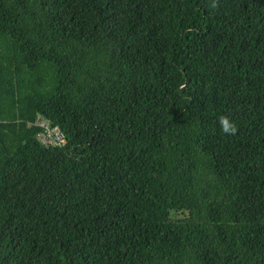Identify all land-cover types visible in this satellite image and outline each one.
Instances as JSON below:
<instances>
[{"label":"trees","instance_id":"1","mask_svg":"<svg viewBox=\"0 0 264 264\" xmlns=\"http://www.w3.org/2000/svg\"><path fill=\"white\" fill-rule=\"evenodd\" d=\"M0 264H264V0H0Z\"/></svg>","mask_w":264,"mask_h":264},{"label":"built area","instance_id":"2","mask_svg":"<svg viewBox=\"0 0 264 264\" xmlns=\"http://www.w3.org/2000/svg\"><path fill=\"white\" fill-rule=\"evenodd\" d=\"M36 125L42 129L41 133L38 134V140L44 145H58L64 141L62 133L58 132V129L52 127L49 120L42 118L39 119Z\"/></svg>","mask_w":264,"mask_h":264},{"label":"clouds","instance_id":"3","mask_svg":"<svg viewBox=\"0 0 264 264\" xmlns=\"http://www.w3.org/2000/svg\"><path fill=\"white\" fill-rule=\"evenodd\" d=\"M216 5L213 4V7ZM221 132L228 136H235L239 131V126L229 116L223 115L219 117L218 121Z\"/></svg>","mask_w":264,"mask_h":264}]
</instances>
